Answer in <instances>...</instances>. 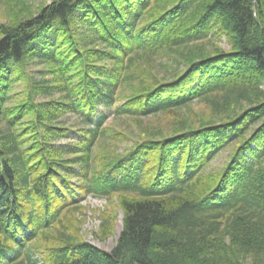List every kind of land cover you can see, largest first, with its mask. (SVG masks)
<instances>
[{
	"label": "trees",
	"instance_id": "trees-1",
	"mask_svg": "<svg viewBox=\"0 0 264 264\" xmlns=\"http://www.w3.org/2000/svg\"><path fill=\"white\" fill-rule=\"evenodd\" d=\"M194 103L206 118L141 126ZM88 195L110 206L100 237L122 213L110 251L68 222ZM40 259L264 264V0H50L0 21V264Z\"/></svg>",
	"mask_w": 264,
	"mask_h": 264
},
{
	"label": "rangeland",
	"instance_id": "rangeland-1",
	"mask_svg": "<svg viewBox=\"0 0 264 264\" xmlns=\"http://www.w3.org/2000/svg\"><path fill=\"white\" fill-rule=\"evenodd\" d=\"M50 0H0V21L1 22H11L13 19L17 18V16H24V14H30L31 12H35L38 8V6L42 5L43 3L49 2ZM30 12V13H29ZM222 47L226 48L228 47L225 41L221 42ZM43 65H40L35 62V60L32 63H29L27 66V73H34L37 76L36 71L38 69H41ZM167 67V64H159L158 62L155 64L154 72L161 74L164 72V69ZM26 90V83L25 80L22 78L15 82V85L11 89V99L8 101L7 106H10L12 103H21L23 101V96L25 94ZM57 96V94L55 95ZM183 116H194L195 117H207L208 110L207 106L203 103H194L188 108H182L179 111H176L171 114L167 115H158V116H152L149 118L143 119L141 126L148 129V127H168L170 125V121L174 117ZM63 120L68 123H78V119L74 114H67L65 117H63ZM108 123L115 127H122L124 130L128 128L129 131L134 129L136 126V123L133 121L132 125L128 123L127 118H117L114 116H110L108 119ZM145 128V129H146ZM144 129V130H145ZM123 144H121L120 148H122ZM228 150H222L219 152V154L212 159L210 162V165L208 169L217 168L218 166L222 165L224 161H226L228 155ZM106 199L99 198L95 196H86L82 202L81 205L82 209L79 212H76L68 222H70L71 225H73V221H75V218L78 217L80 220L79 226V232L82 237V239L90 242L91 244L104 249L106 251H110L116 244L118 235L117 234V228L119 225L122 228V213L119 209H115L117 212L116 221L114 223V232L112 236L108 238H102L98 235V229L101 224V219L105 214V211L110 209V206H105ZM36 264H46L42 259L39 260Z\"/></svg>",
	"mask_w": 264,
	"mask_h": 264
},
{
	"label": "bare ground",
	"instance_id": "bare-ground-1",
	"mask_svg": "<svg viewBox=\"0 0 264 264\" xmlns=\"http://www.w3.org/2000/svg\"><path fill=\"white\" fill-rule=\"evenodd\" d=\"M121 225H119L118 226V228H117V234H119V232H120V230H121V227H120Z\"/></svg>",
	"mask_w": 264,
	"mask_h": 264
}]
</instances>
